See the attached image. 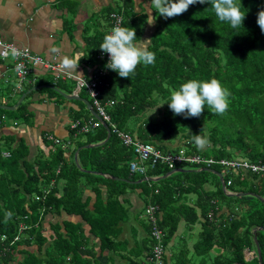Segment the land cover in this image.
Returning <instances> with one entry per match:
<instances>
[{
    "label": "trees",
    "instance_id": "1",
    "mask_svg": "<svg viewBox=\"0 0 264 264\" xmlns=\"http://www.w3.org/2000/svg\"><path fill=\"white\" fill-rule=\"evenodd\" d=\"M240 4L247 15L237 29L219 21L210 3H196L183 14L167 19L157 13L158 28L149 45V50L156 55L155 63L148 66L141 63L129 78L119 77L110 69L100 77V99L110 104L106 108L113 122L123 131L165 152L184 150L187 156L264 162V32L257 24L258 13L264 10V0H240ZM116 11L123 16L122 27L136 29L138 43L147 21L133 12L131 0H124L122 8L118 5L108 13L105 35L114 26L110 15ZM103 38H91L97 54ZM103 66L102 62L98 68ZM213 77L231 93L229 108L223 115L213 114L207 106L200 117L185 118L183 114L173 113L167 104L172 91L190 79L210 80ZM61 81L51 84L57 86ZM36 83L40 85L42 81ZM73 89L70 85L68 92ZM79 97L93 103L85 89ZM78 101L81 109L73 110L71 135L77 138L81 134L88 135L86 142L71 138L62 139L60 143L53 140L52 154L44 159L41 156L28 158L29 146L24 141L17 147L9 145L8 157L0 147V264H105L97 251L89 247L92 237L85 234L81 224L77 225L82 237L74 236L76 226L70 220L63 223L65 233L61 231L62 224L57 223L51 224L55 233L47 235L42 223L45 215L62 211L80 215L90 225L92 236L101 241V251L118 247L116 239L123 231L122 223L128 218V209L121 196L146 181L139 184L127 180L137 179L128 165L134 156L133 150L112 131L105 144L80 150L81 166L97 171L94 179L81 180L82 174L89 171L80 170L76 165V150L104 141L108 132L103 124L87 132L71 128L72 122L78 119L83 123L97 119L83 101ZM0 112L16 114L17 119H27L31 115L27 102L17 110L0 108ZM202 130L208 135L210 144L199 150L193 136ZM74 141L77 147L71 148ZM70 149L72 157L67 158ZM191 166L200 168L192 169ZM178 167L186 170L158 180L162 184L150 189L142 209L146 214L147 206L159 205L161 215H157L162 217L159 226L164 234L159 244L166 250L165 264H259L258 256L255 254L249 260L246 251L256 250L253 229L264 226V200L252 194L229 195L219 175L205 168L221 172L227 191L233 193H256L264 198V179L256 173L220 164L206 167L183 162ZM170 170L168 165L158 164L148 175L162 176ZM173 177L177 179L174 184L171 183ZM61 178L65 182L62 190L58 182ZM105 179L108 180L106 202L102 191ZM53 184L55 186L45 195L44 190ZM87 185L97 193L93 208L90 200L84 199ZM104 211L105 216L96 215ZM183 224L189 228L190 235L194 234L193 239L179 234ZM197 225H201V230L196 235L193 230ZM146 232L144 241L150 242L148 260L135 254L137 259L129 258L123 264H152L150 256L158 241L152 238L149 223ZM258 240L264 264V230L258 231Z\"/></svg>",
    "mask_w": 264,
    "mask_h": 264
},
{
    "label": "crops",
    "instance_id": "2",
    "mask_svg": "<svg viewBox=\"0 0 264 264\" xmlns=\"http://www.w3.org/2000/svg\"><path fill=\"white\" fill-rule=\"evenodd\" d=\"M131 1L133 12L145 17L147 21L141 40L151 39L158 26L157 12L148 6L151 0ZM118 5L119 0H0V39L20 47H28L49 60L62 61L64 56L71 57L74 53L80 52L83 58L77 71L85 75L83 78H91L98 66L102 62L104 63L94 52L91 38L93 36H105V31L108 30L107 15L112 8H116ZM150 22L154 23L149 24ZM52 49L56 51L53 52ZM37 71L39 72L36 74V79L32 76L28 82L23 84L22 89L18 90L19 79L15 72L13 58L2 59L0 56V105L15 106L26 94L20 105L27 102L28 111L32 115L31 119L25 120L23 118L17 119L16 114L0 112V141L12 140L16 147L20 141H24L29 146L28 158L41 156L44 159L49 158L53 150L51 143L53 140L49 139L46 134L51 133L61 140L69 139L71 135L70 122L75 113L73 110H80L81 105L72 102L78 101V99L66 98L67 101H62L60 98V95L63 96L61 92L76 96V78L62 80L55 86L56 84L52 85L51 78H49L50 76L53 77L52 73L45 72L42 68ZM38 80L42 81L40 85L36 83ZM70 85H73L74 89L69 93L68 87ZM34 87L36 90L30 91ZM44 89L49 91L45 92ZM5 119H9L7 125L4 123ZM71 151L70 149L66 154L67 158L72 157ZM5 152L10 151L6 149L3 153ZM84 191V199H89L90 206L93 208L97 194L90 185L85 186ZM102 191L103 199L107 200L105 184L102 185ZM121 201L124 202L125 209H128L130 220L122 223L123 231L116 239L119 244L115 250L101 251L100 239L92 236L90 225L84 222L80 215H70L65 211H62L61 214L49 213L43 219V227L49 235L55 233L51 224L61 223L63 226L61 231L64 233L66 232L63 224L65 221L70 220L73 223L81 224L85 234L92 237L91 242L97 245L95 248L99 251L98 257L104 260L105 264H123L129 258H136L135 254H140V259L148 260L149 251L147 252V247L150 243L144 241L147 232L138 220L146 203L142 197V190H129L121 196ZM134 224L138 225L139 229L135 237L130 236L129 232ZM183 226L185 225L181 226L180 235L184 231ZM200 230L201 225H197L193 232L197 235ZM138 237L141 238L137 243L139 248L136 247L135 249L132 246ZM129 247L134 250L129 251ZM120 251H123L124 254H118ZM104 252L105 257H103ZM111 257L113 259H110ZM246 257L252 258L253 253L247 252Z\"/></svg>",
    "mask_w": 264,
    "mask_h": 264
},
{
    "label": "clouds",
    "instance_id": "3",
    "mask_svg": "<svg viewBox=\"0 0 264 264\" xmlns=\"http://www.w3.org/2000/svg\"><path fill=\"white\" fill-rule=\"evenodd\" d=\"M196 3H210L219 21L229 23L232 29L243 25L247 15L241 9L240 0H151L148 6L167 19L183 14L189 9V6ZM152 23L154 22L149 24ZM257 24L264 32V10L259 11ZM136 37L135 28L115 26L103 38L100 49L109 55L105 67L117 72L119 77L129 78L141 63L145 66L155 63L156 55L149 50L151 39L141 40L137 43ZM52 51L56 50L52 49ZM13 55H18L15 49H13ZM82 58L83 55L80 52L74 53L71 57L64 56L60 66L69 75L74 74L78 81H83L85 75L77 71ZM230 96V91L215 77L210 80L190 79L183 83L178 90L172 91L170 102L167 104L175 115L183 114L185 118L200 117L205 111V106L213 114L223 115L229 108ZM193 141L199 150H204L210 144L204 130L200 134L194 135ZM147 175L148 173L143 176L147 177ZM247 252L253 253L252 258L255 254L257 256L256 250H247L246 254ZM252 258L247 259L251 260Z\"/></svg>",
    "mask_w": 264,
    "mask_h": 264
},
{
    "label": "built area",
    "instance_id": "4",
    "mask_svg": "<svg viewBox=\"0 0 264 264\" xmlns=\"http://www.w3.org/2000/svg\"><path fill=\"white\" fill-rule=\"evenodd\" d=\"M110 17L112 18L114 23L113 27L121 26L123 22L122 14L113 12L111 13ZM13 49H15L18 55H13ZM0 56L2 59H9V57L13 58L15 72L19 79V84H17L18 90H21L23 84L25 82H28L32 76V78L36 79V74L39 72L37 70L40 68H42L45 72L52 73L55 76V81H58L59 79L66 80L75 78L74 75H69L67 71L62 70L60 66L61 61H58L56 59H46L45 57L41 56L38 53H35L28 47H20L13 43L5 42L2 39H0ZM98 58L104 61V66L98 68L96 70L97 74H94L91 78H83V81H78L76 79L77 88L75 91V95L79 96L83 89H85L89 97L93 100L92 104L95 111L102 117L103 121H105L109 125L111 131L119 137L122 143L126 147L132 148L134 156L128 162L131 173L146 175L149 170L154 169L158 164H166L171 170H173L178 167V164H181L183 162H195L198 165L204 164L206 165V167L220 164L232 169L249 171L258 174L264 179V162L262 161L252 162L247 159L226 158L215 159L212 157L206 158L201 155L187 156L184 150H181L178 153L165 152L159 149L155 144L142 141L133 134L123 131L116 125L115 122H113L109 112L107 111L106 107L110 104H105L103 103L102 99H100V77L106 75L108 71L105 65L108 63L109 55L101 50L98 54ZM101 124V121L97 119L94 120L93 118L89 119L85 123L78 119L72 122L71 128H80V131L87 132L90 129L97 128ZM46 136L49 139L54 140L56 143L61 142V139L59 137H56L51 133L46 134ZM4 155L6 157L10 156V152H5ZM59 170L60 169H58V171ZM229 183H231V181H229ZM49 191L50 189L44 190L45 195H47ZM157 213H159V205L151 204L147 206L146 216L148 217V223L151 226V235L152 238H155L158 241V243L154 244L150 259L152 261V264H165L166 250L161 244H159V242H162V237L164 235L162 229L159 226V221L162 217L159 216L160 213L158 215Z\"/></svg>",
    "mask_w": 264,
    "mask_h": 264
},
{
    "label": "rangeland",
    "instance_id": "5",
    "mask_svg": "<svg viewBox=\"0 0 264 264\" xmlns=\"http://www.w3.org/2000/svg\"><path fill=\"white\" fill-rule=\"evenodd\" d=\"M123 1L124 0H119V6L122 8L123 7ZM157 28H158V26H157ZM157 28L155 29V31H154V33L156 32V30H157ZM49 78H51V81L52 82H56L55 81V76L53 75V77L52 76H50ZM62 88L63 89H65L63 86H62ZM45 90V92L46 91H49L48 89H44ZM66 90V89H65ZM64 93V92H63ZM86 97V96H85ZM60 98H61V100L62 101H67V99L65 98V96L63 95H60ZM73 103H77V104H79L80 102L79 101H72ZM32 115H30V117H31ZM23 119H25L26 120V117H24ZM27 119H29V118H27ZM31 119V118H30ZM22 121H24V120H22ZM4 123L6 124V123H9V119H5L4 120ZM7 125V124H6ZM133 125V124H132ZM133 126H135V125H133ZM78 139V142L79 141H81V142H86L87 140H88V135H83V134H81L80 135V137L79 138H77L76 136H74V135H71L70 137H69V139ZM69 139H66V140H69ZM15 142V141H14ZM76 143H77V141H74V143H73V145L71 146V148H75V147H77V145H76ZM14 144L15 143H13V141L12 140H7V139H4V140H2L1 141V145H0V147H1V149H2V151H4V150H6V149H8L9 148V145H13L14 146ZM78 144V143H77ZM90 154L92 153V151H90L89 152ZM76 165H77V163H76ZM78 166V165H77ZM78 168L80 169V170H84V171H89V173H92V174H89L88 172L86 173V174H82V177H81V180L82 179H84V182H87V178H92V179H94L95 178V176L94 175H96L95 173L97 172L96 170H86L85 168H83L82 166L81 167H79L78 166ZM190 168H192V169H199L200 167H197V166H191ZM147 176H151V175H147ZM139 177V178H138ZM144 177H146V176H144ZM135 178H137L136 180H139V179H141V176H139V174H136L135 175ZM143 178V177H142ZM135 180V181H136ZM211 179L209 178V181H210ZM173 181H177V179L176 178H172L171 179V183H173ZM59 188H60V190H62V186L64 185V179L63 178H61L59 181ZM107 182H108V180H106L105 179V188H107ZM140 184V183H139ZM162 183H160V181H158V182H156V183H154V184H152L151 183V181H146L143 185H139L138 187H137V189H141L142 190V197L145 199V201H148V193L150 192V189H152V187L153 186H155V187H157V186H159V185H161ZM174 184V183H173ZM53 186H55L54 184L53 185H51L48 189H50V191L52 190V187ZM136 190V189H135ZM144 190H147V193L146 192H144ZM84 193H85V191H84ZM96 193V192H95ZM59 195L61 194V193H58ZM97 194V193H96ZM84 195V194H83ZM105 202H106V200H105ZM91 203V202H90ZM101 207H105V204L104 205H100ZM105 208H103V210H104ZM96 215H99L100 217L101 216H105V211H104V213L102 212V213H96ZM129 220H130V218H127L126 219V221L125 222H129ZM138 220H139V224L140 225H142L145 229H146V225H147V223H148V217L146 216V214H144V212L143 213H141V215H140V217L138 218ZM136 221V220H135ZM136 223V222H135ZM74 226H76L73 230H74V236L76 235V237H82L81 235L83 234L82 233V231L80 230V228H79V226L77 225V223L76 222H74ZM184 227V231L182 232V234L183 235H185L186 236V238L188 237V238H190L191 237V239H193V237H194V234H192V235H190L189 234V228L187 227V225H185V226H183ZM137 230H139L138 229V225H135L134 224V227H131V231H129L130 232V236L131 235H133L134 237L135 236H137V234H138V232H137ZM181 234V235H182ZM127 237H129V235H127ZM140 237H138L135 241H134V246H132L133 248H135L136 249V247H137V249L139 248V246H138V241H140ZM179 239V238H178ZM150 243V242H149ZM191 245H192V243H191ZM95 246H96V248H97V245H94L91 241H89V247L90 248H92L93 250H96L97 251V253H99V251L95 248ZM128 250L129 251H132V250H134V249H131L130 247L128 248ZM118 254H121V255H123L124 253H123V251H120ZM191 257H193V254H191L190 255ZM103 257H105V252L103 253ZM103 259V258H102ZM110 259H113V257H111ZM194 260L197 262V259L196 258H194Z\"/></svg>",
    "mask_w": 264,
    "mask_h": 264
},
{
    "label": "water",
    "instance_id": "6",
    "mask_svg": "<svg viewBox=\"0 0 264 264\" xmlns=\"http://www.w3.org/2000/svg\"><path fill=\"white\" fill-rule=\"evenodd\" d=\"M53 87H54V86H53ZM54 88H55V87H54ZM32 90H36V87H34L33 89H31L30 91H32ZM30 91H29V92H30ZM60 92H61V91H60ZM61 93H62V94L65 96V98H67V99H80V100L84 101V102L86 103L88 109L91 111V113H92V114H93V115H94L99 121L102 122V124L104 125V127H106L107 132H108V136H107V138H106L104 141L99 142V143H94V144H86V145H84V146L79 147V148L76 150L75 155H74V159H75L77 165H78L79 167H81V164L79 163V159H78V154H79L80 150H81L82 148H91V147H94V146H100V145L105 144V143L110 139V137L112 136V132H111V129H110L109 125H108L105 121H103L102 117H101V116L95 111V109L93 108V105L90 103V101H89L88 99H85V98H82V97H79V96H70V95H68V94H66V93H63V92H61ZM25 96H26V94H24V95L22 96V99L19 101V104L15 105V106L0 105V108H2V109L16 110V109L19 107L20 103H21V102L23 101V99L25 98ZM183 170H186V169H183V168L178 167V168H175V169L169 171L168 173H166L165 175H162V176H156V177L147 176V177L141 178V179H139V180H137V181H132V180H129V179H127V180H128L129 182H132V183H134V182H135V183H141V182H143V181H147V180L158 181V180H161V179L167 178L168 176H170V175H172V174H174V173H176V172H180V171H183ZM205 170H209V171L216 172V173L219 175V177H220V179H221V181H222V186H223L224 190H225L229 195L243 196V195H247V194H252V195H254V196H256V197H258V198L264 200L263 197H261L260 195H258V194H256V193H247V192L233 193V192H228V191H227V187H226V183H225L224 176H223V174H222L221 172H217V171H215V169H212V168H205ZM96 173H97V172H96ZM112 177L115 178V179H119V177H114V176H112ZM259 230H264V226H262V227H254V229H253V235H254V241H255V244H256V253H257V256H258V258H259V264H263L262 250H261L260 243H259V240H258V231H259ZM235 264H242V263H235Z\"/></svg>",
    "mask_w": 264,
    "mask_h": 264
}]
</instances>
